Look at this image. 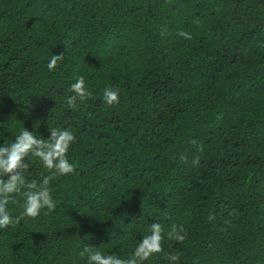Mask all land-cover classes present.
I'll return each mask as SVG.
<instances>
[{
	"label": "trees",
	"instance_id": "obj_1",
	"mask_svg": "<svg viewBox=\"0 0 264 264\" xmlns=\"http://www.w3.org/2000/svg\"><path fill=\"white\" fill-rule=\"evenodd\" d=\"M80 76L90 95L69 106ZM23 128L70 129L75 167L29 157L56 207L22 216L15 196L0 264L127 259L153 223L143 264H264V0H0V144Z\"/></svg>",
	"mask_w": 264,
	"mask_h": 264
},
{
	"label": "clouds",
	"instance_id": "obj_2",
	"mask_svg": "<svg viewBox=\"0 0 264 264\" xmlns=\"http://www.w3.org/2000/svg\"><path fill=\"white\" fill-rule=\"evenodd\" d=\"M178 37L191 40L192 36L186 31L177 33ZM61 56L52 55L48 63V70L54 71ZM71 91L75 94L67 98L69 106H74L77 98L85 99L90 95L85 84V78L80 76L71 84ZM103 101L108 106L119 103V93L110 88L103 92ZM74 142V135L70 129L53 128L50 130V138H37L33 132L23 128L10 146L0 144V228H5L22 217H16L15 221L9 210L10 202H15V196L23 195L22 216L35 218L45 208L53 210L56 205L49 188L51 177H45L42 183L26 182L25 173L30 167V156L37 158L43 167L53 175L65 176L73 173L75 165L69 161L67 153ZM26 158H28L27 162ZM23 190V191H22ZM164 229L159 223H153L150 235L144 236L136 245L134 252L127 259L115 254H104L90 247L85 248L87 264H143L154 254L161 253ZM182 228L173 226L169 236L180 242L185 239ZM171 264H177L178 257H168Z\"/></svg>",
	"mask_w": 264,
	"mask_h": 264
}]
</instances>
